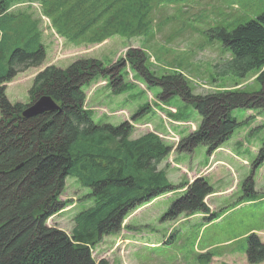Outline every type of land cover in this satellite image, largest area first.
I'll return each instance as SVG.
<instances>
[{"label": "rangeland", "instance_id": "374dc122", "mask_svg": "<svg viewBox=\"0 0 264 264\" xmlns=\"http://www.w3.org/2000/svg\"><path fill=\"white\" fill-rule=\"evenodd\" d=\"M4 1L0 10L5 5L9 13L0 21L1 56L6 54L3 44L11 42L9 37L30 27L29 40L40 42L46 50L42 66L65 69L79 58L102 61L110 69L109 79L98 77L83 86L84 106L92 110L97 123L129 121L132 139L158 134L172 146L159 165L170 183L178 188L205 175L214 190L205 198L207 214L168 217L172 202L184 189L133 210L118 233L104 236L93 247L96 264L102 260L105 264H249L247 237L256 234L264 242V161L253 167L264 147V110L235 109L232 115L239 126L212 155L203 145L192 152H178L179 141L198 127L199 113L179 94H164L162 86L136 74L130 58L145 55L143 65L155 79L182 75L193 95L258 92L261 86L255 72L242 79L219 73L232 54L212 31L216 27L231 30L256 19L264 13V0H150L147 11L144 8L145 19L111 17L113 10L104 12V7L95 6L88 19L79 23L77 18L72 27V17L102 0ZM117 2L112 9L124 14L126 3ZM128 51L133 53L129 56ZM37 70L20 72L5 84L11 103H29L32 80L28 75ZM88 194L76 178L67 177L60 195L65 208L50 217L47 225L71 234L75 216L93 206Z\"/></svg>", "mask_w": 264, "mask_h": 264}, {"label": "trees", "instance_id": "16d2710c", "mask_svg": "<svg viewBox=\"0 0 264 264\" xmlns=\"http://www.w3.org/2000/svg\"><path fill=\"white\" fill-rule=\"evenodd\" d=\"M117 1L126 3L124 14L112 9ZM149 1L102 0L72 17L69 26L76 25L77 18L79 23L88 19L95 6L104 7V12L113 10L111 17L145 19ZM8 8L2 5L0 21ZM7 27L16 32L13 25ZM26 28L28 32L9 37L11 42L3 44L6 54L0 55V264H96L91 250L104 236L118 233L133 210L176 189L185 190L172 202L169 218L209 213L205 198L214 190L205 178L177 188L159 169L172 146L153 132L132 139L129 121L97 123L93 112L85 109L83 86L98 77H110L102 61L79 58L65 69L48 65L34 76L28 104L9 101L5 84L20 72L40 68L46 59L45 47L29 40L31 30ZM212 32L232 54L219 73L242 79L255 72L261 86L258 92L193 95L182 75L155 79L143 65L145 55L130 58L136 74L151 85L162 86L164 94H179L199 113L198 127L179 141L178 152H192L203 145L211 155L239 126L232 115L235 109L264 110V13L231 30L216 27ZM132 53L128 51L129 56ZM43 96L52 98L59 109L23 117L24 110ZM263 161L264 147L253 167ZM69 176L88 189L93 200V206L75 216L71 234L47 225L50 217L65 208L60 195ZM247 242L248 263H263L264 242L256 234L249 235Z\"/></svg>", "mask_w": 264, "mask_h": 264}, {"label": "water", "instance_id": "95a60500", "mask_svg": "<svg viewBox=\"0 0 264 264\" xmlns=\"http://www.w3.org/2000/svg\"><path fill=\"white\" fill-rule=\"evenodd\" d=\"M59 105L49 96H43L27 107L23 112V117H30L40 113L56 111Z\"/></svg>", "mask_w": 264, "mask_h": 264}, {"label": "crops", "instance_id": "0c3cea01", "mask_svg": "<svg viewBox=\"0 0 264 264\" xmlns=\"http://www.w3.org/2000/svg\"><path fill=\"white\" fill-rule=\"evenodd\" d=\"M47 65H48V64H47ZM39 71H40V69L37 70L35 73L28 75V78H29L30 80H32V79L34 78V76H35ZM25 79H27V77H25Z\"/></svg>", "mask_w": 264, "mask_h": 264}]
</instances>
